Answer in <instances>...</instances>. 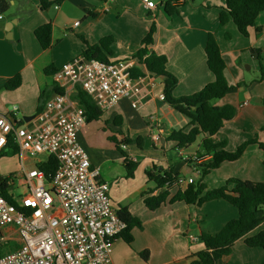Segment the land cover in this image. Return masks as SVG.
Here are the masks:
<instances>
[{"label": "crops", "instance_id": "0c3cea01", "mask_svg": "<svg viewBox=\"0 0 264 264\" xmlns=\"http://www.w3.org/2000/svg\"><path fill=\"white\" fill-rule=\"evenodd\" d=\"M152 1L156 8L149 10L142 0H63L58 9L54 5L43 11L38 0H10L11 16L2 15L0 19V114H9L15 106L19 109L17 119L20 110L28 111L34 107L36 114L42 92L47 94L43 104L53 97L54 79L45 73V69L53 67L58 70L82 56L86 49L82 38L90 45H97L102 39L112 37L110 48L113 54L109 60H128L134 64L133 68L138 66L132 56L155 23L156 32L148 49L166 57L167 70L178 80L174 91L176 97L197 93L214 81L205 48L209 34L216 35L226 62L225 77L232 89L216 100L215 105L232 106L236 114L211 139L214 144L224 143V150L228 152H235L240 145L251 140L264 145V80H260V69L264 65V12L250 28L249 36L244 37L231 20L219 27V15L225 7V0ZM167 1H172V6L177 9L171 16L165 11ZM12 20L17 23L9 34L6 27ZM76 22H79L77 26ZM47 23L53 26V45L44 50L35 37V30ZM246 67L254 70L253 75ZM143 71L154 84L152 94L144 99V106L134 109L130 101L122 100L104 111L105 116L98 120L103 132L99 135L100 140L101 136L109 140L113 137L120 143L129 140L121 148L126 157L138 165L134 176L127 177L124 154L118 149V153H112L96 144L98 135L86 129L88 124L80 130L78 139L89 155L92 168H99L100 180L109 184L113 206L117 210L127 209L142 222L141 228H134L131 232L132 243L123 238L115 239L113 264H187L190 257L205 250L200 235L218 233L238 217V211L224 200H214L202 206L167 201L153 211L146 207L145 199L150 195L168 190L172 197L177 190L184 191L189 187L160 188L148 178V170L156 167V174L170 173L173 177L192 178L197 182L201 174L197 173L190 159L197 155L204 163L212 158V154L203 150L201 136L195 141L196 146L190 147L191 144L184 148H178L177 142L169 139L175 132L187 131L190 119L160 99L164 94L165 77L151 75L144 68ZM18 74L22 77L21 86L7 90L13 93L12 97L1 95L4 85ZM11 101L13 104L9 106ZM34 116L24 114V118ZM87 134L88 142L83 136ZM145 137L150 139L153 148L146 147ZM258 143L249 145L238 160L224 162L210 172L204 179L208 189L220 188L231 178L264 181V150ZM5 150L8 151L9 147ZM261 230H264V222L249 236ZM189 235L196 240H190ZM145 251L148 252L146 260L141 256ZM217 264H264V249L250 248L241 238L234 243L231 254Z\"/></svg>", "mask_w": 264, "mask_h": 264}, {"label": "built area", "instance_id": "2783aa9c", "mask_svg": "<svg viewBox=\"0 0 264 264\" xmlns=\"http://www.w3.org/2000/svg\"><path fill=\"white\" fill-rule=\"evenodd\" d=\"M142 2L149 10L156 8L152 0ZM133 65L128 60L105 63L76 57L53 76L64 92L46 100L26 126L16 117L17 106L0 114V153L13 143L21 159V170L9 182L16 204L0 194V247L16 243L3 252L0 264H113L114 241L127 225L111 202L109 184L100 180L99 168H92L79 142L86 115L72 95L81 89L103 111L122 100L139 109L154 84L148 77H133ZM160 99L165 100L164 94ZM41 155L57 160L51 183L37 165L26 167L28 159ZM201 160L197 155L190 159L199 174ZM194 182L173 177L164 187Z\"/></svg>", "mask_w": 264, "mask_h": 264}, {"label": "trees", "instance_id": "16d2710c", "mask_svg": "<svg viewBox=\"0 0 264 264\" xmlns=\"http://www.w3.org/2000/svg\"><path fill=\"white\" fill-rule=\"evenodd\" d=\"M40 8L45 11L54 5H60L63 0H38ZM10 9L9 0H0V15H5ZM165 11L168 15H173L177 9L172 6V1L165 3ZM264 12V0H225V7L219 15V27L221 28L230 20L236 25L239 33L244 36H249L250 28L255 26L256 19ZM259 31V29H257ZM156 32L155 23L152 24L148 34L142 40L141 47L132 58L138 61V66L132 68L131 75L133 77L144 76L143 68L151 75L165 77L164 96L165 101L180 114L189 117L188 130H181L173 133L169 139L177 142L178 148H184L193 144L198 137L202 138V148L206 154H212L209 161L200 165L201 178L197 182L189 185L184 190H177L171 197L168 190L161 191L160 194L150 195L145 199V205L150 210H156L163 204L169 201L172 204L184 203L187 205L202 206L207 202L214 200H224L234 206L238 211V217L228 222L218 233L207 234L202 233L200 238L205 245V250L190 257L187 264H217L224 256H228L232 252V247L236 241L244 238L245 244L250 248L264 249V230L257 234L249 236V234L258 228L264 222V215L260 216V212H264V181L253 182L237 178H231L226 185L209 190L204 182L205 177L212 171L217 170L224 162H234L238 160L247 147L251 144H257L256 140H251L240 145L235 152L224 150L225 144H214L212 137L217 134L224 124L233 119L236 110L232 106L218 107L215 101L223 98L227 92L232 89L226 77V62L222 56V52L214 33L209 34L206 44L207 65L210 71L214 74V81L206 85L202 90L189 96L176 97L174 91L178 85L177 78L167 70V59L163 55H158L150 52L148 47L153 43L154 33ZM35 37L38 40L42 49L47 50L53 45V26L51 23L44 24L35 30ZM229 37V36H228ZM86 44V49L83 51V56L88 60H99L105 63H111L109 56L113 54L110 48L113 38L107 37L102 39L97 45H90L82 38ZM56 69L48 67L45 73L54 76ZM260 80H264V65L260 69ZM22 84L20 74L11 78L5 85L6 90H16ZM63 89L54 83L52 93H63ZM46 93L40 95V106L42 108L44 100L47 98ZM72 98L85 111L86 124L100 120L104 111L101 110L92 98L81 89L72 95ZM117 149L124 154V165L127 170V177H133L134 171L137 168V163L132 162L125 155V151L121 148L122 145L129 143V140H124L122 143L111 137ZM141 144V142H140ZM264 150V145L258 143ZM17 155L18 148L11 143L9 150L5 149L0 153L2 157ZM57 160L49 156L47 159L37 164V167L45 173L46 181L51 183L54 172L57 168ZM158 169L153 167L147 171L148 178L154 181L158 187L162 188L173 179L170 173L162 176L156 174ZM13 176V175H12ZM11 176H0V194L8 199L11 203L16 204L12 195V186L9 185ZM117 213L122 221L126 223V229L117 237L123 238L127 243H132V230L141 228L142 222L140 219L132 216L125 208H120ZM8 245L0 247V256L3 250ZM141 256L146 260L148 252H142Z\"/></svg>", "mask_w": 264, "mask_h": 264}, {"label": "rangeland", "instance_id": "374dc122", "mask_svg": "<svg viewBox=\"0 0 264 264\" xmlns=\"http://www.w3.org/2000/svg\"><path fill=\"white\" fill-rule=\"evenodd\" d=\"M11 13H12V10L9 9V11H7L6 14H5L6 17L9 18L11 16ZM246 69L248 70V67H246ZM248 72H249L250 75H253L254 70H251V71L248 70ZM48 80L51 83V78H49ZM12 94H13L12 92H9V91H7L5 89L1 91V95H5V97H12ZM12 104H13V101H11V103H9V106H12ZM34 113H35V108L34 107L31 108L28 111H21L20 110L19 116H18V120L22 121V123H20V125L26 126V122L24 121V114H27V115H30V116H34L35 115ZM105 113L106 112L103 113L102 117L105 116ZM86 129L88 131H92V132H94V133H96L98 135L97 137H95L96 144L102 145L106 149L111 150L112 153H115V154L118 153L117 146H116V144L113 141H111L109 139H103L102 136H101V140H100V136L99 135H102L103 132H102V130L100 128V122H98V120L89 123L88 127ZM83 136L86 138L85 139L86 142H88L87 141L89 139L88 134L87 135H83ZM145 145H146L147 148H150V149L153 148L152 142L150 141L149 138H146V137H145ZM194 146H196V142L194 144H192L190 147H194ZM136 147H137V145L135 144L134 148H136ZM173 153H174L173 154L174 157L177 158L178 156L176 155V153L174 151H173ZM2 158L0 159V176L1 175H9V174L15 175L21 170V159H20L19 155L16 156V155H13V154L12 155L9 154L8 157H6V158L2 157ZM46 159H47L46 155H41V156L37 157L36 159H28L25 162V164H26V167L33 168V167H35L37 165V163L39 161H45ZM12 168H18V169H16V171H12L11 170ZM8 170H10V171H8ZM15 238H17V235H15ZM15 246H16V243H14L12 241L8 245V247L6 249H4L3 251L7 252V251H10V250H13L15 248Z\"/></svg>", "mask_w": 264, "mask_h": 264}, {"label": "water", "instance_id": "95a60500", "mask_svg": "<svg viewBox=\"0 0 264 264\" xmlns=\"http://www.w3.org/2000/svg\"><path fill=\"white\" fill-rule=\"evenodd\" d=\"M9 3H10V0H9ZM16 23H17V22H16L15 20H12V21H10V22L7 23L6 31H7L9 34L12 33V32H11V29H12L13 25H15ZM8 39H12V37H11V36H8ZM32 118H33V117H25V118H24V121L28 122V121H30Z\"/></svg>", "mask_w": 264, "mask_h": 264}]
</instances>
